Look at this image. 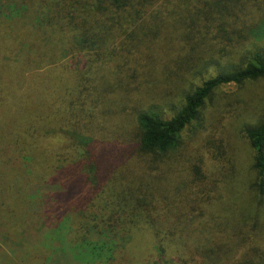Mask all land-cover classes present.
Listing matches in <instances>:
<instances>
[{
  "label": "trees",
  "instance_id": "1",
  "mask_svg": "<svg viewBox=\"0 0 264 264\" xmlns=\"http://www.w3.org/2000/svg\"><path fill=\"white\" fill-rule=\"evenodd\" d=\"M0 7L6 11L0 23H9L17 43L16 61L27 72L45 66L44 76L51 75L39 86L0 77V122L6 125L0 208L13 211V200L21 199L29 210L37 203L32 200L49 196L40 166L55 172L54 190L64 185L73 195L54 227L37 234L25 227L34 217L20 216L12 231L3 230L9 218L0 217L6 236L19 229L31 239L27 250L55 239L52 252L69 251L73 264H126L125 255L133 253L128 246L135 251L132 244L146 239L161 264H264V116L244 131L256 172L250 204L230 191L220 172L226 162L215 153L190 157L181 145V132L200 119L217 86L264 81V0H4ZM227 47L236 61L191 86L168 117L157 111L160 91L140 87L159 71L196 78L230 54ZM204 50L213 55L203 57ZM57 52L80 54L81 66L57 63ZM117 110L134 117V141L105 138L121 127ZM13 170L23 184L6 181ZM54 230L62 233L53 236ZM105 230L110 238L101 243ZM21 252L16 258L23 260ZM29 259L37 264L36 255Z\"/></svg>",
  "mask_w": 264,
  "mask_h": 264
},
{
  "label": "rangeland",
  "instance_id": "2",
  "mask_svg": "<svg viewBox=\"0 0 264 264\" xmlns=\"http://www.w3.org/2000/svg\"><path fill=\"white\" fill-rule=\"evenodd\" d=\"M1 3H4V0H0ZM0 7V13H6V11ZM35 35V34H34ZM12 30L9 29V23H0V77L5 79H12L13 81H18L23 86H39L42 79L51 78V75H47V72L44 71L47 69L45 66H40L32 72H27L26 68L23 65L19 64L15 57L17 52L15 51L16 42H12ZM36 37V36H35ZM35 37H32L34 39ZM40 37L38 36V40ZM41 41V40H40ZM40 43L37 45L40 46ZM35 44V43H34ZM38 46V47H39ZM46 45L41 46V51L45 50ZM227 50L231 53L228 54L222 53L218 56L216 54L217 60H213L212 64L208 66L205 70L199 72L200 75L191 77L187 72L181 77L176 76L175 72L173 74L167 75L164 71H159V75L151 74V80L145 83L140 82V87H143L144 91H160L156 96L157 111L164 117L170 116L176 108L181 104L184 94L190 90L191 86L196 85L200 82L201 79L206 78L215 68L224 66L227 62L236 61L237 54L234 53L229 47ZM40 51V52H41ZM52 51V50H51ZM39 52V53H40ZM215 53H220L219 51H214ZM37 53V52H36ZM212 50L207 52L204 50L200 52L203 57H211ZM238 53V51H237ZM202 57V60L204 59ZM57 63L62 62L66 63L68 68L73 66H81V55L77 57L70 58L67 54H61L57 52L56 55ZM215 64V65H213ZM45 67V68H44ZM226 67V66H225ZM62 67H57V71L61 72ZM170 70L174 71L175 64L171 63ZM55 72V74L57 73ZM58 77V75H55ZM140 77L137 79L139 80ZM154 79V80H153ZM139 84V82H138ZM162 88L168 89L166 94H162ZM161 96V97H160ZM42 111L46 114L47 108L45 105L41 106ZM46 111V112H45ZM44 115V114H43ZM119 117V122L117 119V124H121V127L116 129L115 132H112L105 136L107 139H115L116 135L121 137L127 142L134 141L136 139V123L134 117L129 112H122V110H117ZM264 116V81H244L240 84L228 83L220 84L212 92L209 98L204 102L203 107L200 111V119L197 122H194L187 126L181 133V145L187 147L190 151V154H194L190 157L202 158L208 156L210 153H215L216 158H220L221 162L225 167L220 169L221 175L225 174L228 177V186L230 191H233L234 195L241 197L245 205L250 204L252 201L250 186L256 177V172L254 171V157L253 152L250 148L249 142L244 135L246 128L256 125L263 119ZM42 118V117H41ZM40 118V119H41ZM6 125L0 122V133L5 132ZM72 143V142H70ZM4 145V144H3ZM63 145V144H62ZM5 146V145H4ZM190 148H189V147ZM200 148V149H199ZM8 150V149H6ZM52 150V149H50ZM57 150V149H56ZM55 149L53 151H56ZM205 150H209L206 152ZM48 157L51 158L54 154L47 153ZM72 165L65 166V170H68ZM226 168V173H225ZM62 173V172H60ZM11 178L7 179V182H12V184H23V176L17 171L9 172ZM37 175L40 176L41 181L48 184L52 189L47 191L49 196L40 195V199L32 200L31 202H37L33 206L30 205V209L27 210L26 204L21 207L23 204L21 199L13 200L14 206L12 210L8 211L4 208H0L3 220L6 221L7 218L11 222L9 226H4L3 230L14 229L13 223H17L20 216L24 220L27 217H34V221H30L29 227L34 228V232L39 233L42 226H46V229H51L54 227L57 220L60 219V215L63 210V202L68 203L67 207H71V202L73 195L71 190L64 185H60L58 189L54 188L59 183L57 181L55 172L51 169H47L45 166H40L37 169ZM83 193V191H82ZM47 197V201L44 199ZM21 207V210H19ZM26 207V210H25ZM31 207L33 209H31ZM69 232V231H68ZM7 231L3 232L0 227V264H36L34 261H30L29 257L37 256V264H73V259L75 256L69 254V251L65 250L63 252L54 253L52 248L55 247V239L53 242L46 244H41L35 250H27L30 247V240L27 241L19 229L16 233L8 232L9 236H6ZM62 230L58 233L54 230L53 236L61 234ZM101 243L109 240V233L105 230L102 232ZM103 236V237H102ZM36 240V238H34ZM43 241L46 239L42 237ZM146 239L140 245H133L135 247L132 249L129 245L128 252H133L131 255H125L128 260L126 264H161L164 262L163 258L155 255L153 251L152 244ZM25 241V242H24ZM21 242L27 243L21 244ZM58 242V241H56ZM152 243V242H151ZM37 246V244H34ZM123 247V240L116 239V247ZM142 245V246H141ZM25 254L26 258L20 260V256L16 258L17 252ZM34 254V255H33ZM6 257V259L4 258ZM55 257V258H54ZM129 258V259H128Z\"/></svg>",
  "mask_w": 264,
  "mask_h": 264
}]
</instances>
